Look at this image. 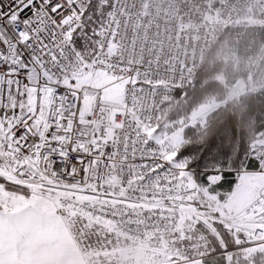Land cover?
I'll return each instance as SVG.
<instances>
[{
  "label": "snow or ice",
  "instance_id": "6c2138e0",
  "mask_svg": "<svg viewBox=\"0 0 264 264\" xmlns=\"http://www.w3.org/2000/svg\"><path fill=\"white\" fill-rule=\"evenodd\" d=\"M115 7L0 0V264H67L65 233L84 252L108 247L101 219L128 225L137 208L173 222L189 210L180 264H264V108L203 133L110 118L96 78L123 73Z\"/></svg>",
  "mask_w": 264,
  "mask_h": 264
},
{
  "label": "built area",
  "instance_id": "2783aa9c",
  "mask_svg": "<svg viewBox=\"0 0 264 264\" xmlns=\"http://www.w3.org/2000/svg\"><path fill=\"white\" fill-rule=\"evenodd\" d=\"M113 3L116 7L112 19L118 35L112 51L124 62V68L122 74H105L116 82L122 81L120 100L102 97L111 110L110 118L124 112L160 117L162 104L191 82L216 27L233 25L251 10L256 12L257 22L264 25V0H221L211 22L184 21L180 0H113ZM123 119L121 116L120 121ZM150 206L161 204L154 202ZM135 212L139 213L138 218L133 217L128 225L119 218L101 221L113 226L121 236L141 241L159 239L178 228V218L173 222L169 213L153 212L148 217L140 208ZM165 216L169 217L167 222Z\"/></svg>",
  "mask_w": 264,
  "mask_h": 264
},
{
  "label": "trees",
  "instance_id": "16d2710c",
  "mask_svg": "<svg viewBox=\"0 0 264 264\" xmlns=\"http://www.w3.org/2000/svg\"><path fill=\"white\" fill-rule=\"evenodd\" d=\"M237 84L241 90L235 94ZM203 105L214 107L202 123L193 121V113ZM249 108H264V25L257 22L254 10L242 14L233 25L215 28L191 82L162 104L160 117L182 120L184 126L198 125L196 131L203 133ZM182 252L189 249L182 248Z\"/></svg>",
  "mask_w": 264,
  "mask_h": 264
},
{
  "label": "rangeland",
  "instance_id": "374dc122",
  "mask_svg": "<svg viewBox=\"0 0 264 264\" xmlns=\"http://www.w3.org/2000/svg\"><path fill=\"white\" fill-rule=\"evenodd\" d=\"M215 1L217 2L218 7V4L221 0H181V16L185 20L194 22L214 21L215 12L217 9V7H213ZM96 83L99 86H104V95L107 99L112 101L120 100L122 93V81L116 82L114 79L101 73L96 78ZM236 88L237 89H235V94L240 92L241 85L237 84ZM231 97L232 96H230L229 98ZM213 107V105L201 106L198 110H196V112L193 113L192 120L195 122L198 121V123H202L203 116L208 113ZM189 216L190 215H183L178 218V228L176 229V231L164 234L159 239L133 241L125 238L129 241V250L127 253L125 251L124 253L120 252L118 254H109V252L105 253V251L92 249L93 254L90 253L91 256H89L93 258V261L96 262L95 264H180V262L184 260V257L182 255V248L185 247L183 245H178L174 233L177 231H188L189 225L186 222V219ZM101 224L105 225L104 223ZM97 253L99 254L98 257L96 256ZM128 254L129 256L127 257ZM127 258L129 259L126 260ZM91 264L93 263L91 262Z\"/></svg>",
  "mask_w": 264,
  "mask_h": 264
},
{
  "label": "crops",
  "instance_id": "0c3cea01",
  "mask_svg": "<svg viewBox=\"0 0 264 264\" xmlns=\"http://www.w3.org/2000/svg\"><path fill=\"white\" fill-rule=\"evenodd\" d=\"M181 6V4H180ZM183 19V17H182ZM184 21H187V22H194V21H188V20H184ZM237 86V85H236ZM237 89V88H236ZM198 122V121H196ZM234 206H238V202L236 204V202L233 203ZM187 216V215H190V212L188 209H184L183 210V213H182V216ZM179 221V219H178ZM101 223H104L101 221ZM105 225H103L104 229L111 233L112 234V239H111V242H110V246L108 247H95V248H92L93 250H99V251H105V253H108L109 254H112V253H124L126 251V253L128 252V248H129V241L128 239H125L127 237H123L121 236L117 231L116 229L111 226V225H108L106 223H104ZM62 240L64 242V248L62 249V254L63 253H66V256H67V264H91V262L93 264H95L96 262L93 261V258L90 257L91 254H93V250L90 249L88 250L87 252H84L80 249V247H78L76 245V243L72 240V238L70 236L67 235V233L64 234V236L62 237ZM131 240V239H129ZM134 241V240H133ZM91 253V254H90ZM90 255V256H89ZM98 253H97V257H98ZM115 256V255H114ZM129 256V254L127 255V257ZM129 258H127L126 260H128ZM123 261V260H122ZM121 261V262H122ZM197 264H200V263H197Z\"/></svg>",
  "mask_w": 264,
  "mask_h": 264
}]
</instances>
